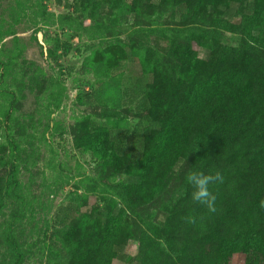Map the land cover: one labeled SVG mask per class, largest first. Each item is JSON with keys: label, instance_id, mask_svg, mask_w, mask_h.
<instances>
[{"label": "rangeland", "instance_id": "1", "mask_svg": "<svg viewBox=\"0 0 264 264\" xmlns=\"http://www.w3.org/2000/svg\"><path fill=\"white\" fill-rule=\"evenodd\" d=\"M104 1L89 0L75 10L72 0H0V264H89L86 243H98L106 229L93 214L104 201L119 203L128 215L117 216L126 259L109 264H148L159 252L165 261L184 262L177 252H193L197 241L201 249L197 228L186 225L176 251L164 234L185 203L193 214L202 207L192 200L186 175L210 173L202 168L205 156L211 158L222 142L225 155L212 159V172L219 171L224 182L210 185L217 208L235 191L237 161L255 131L247 130L245 120L246 136L239 137V127L223 132L220 122L204 115L192 137H181L178 163L163 125L155 129L151 120L166 119L171 90L183 100L194 92L189 102L195 112L219 80L238 73L235 81L248 84L255 61L264 75V0L140 3L125 19L119 12L132 0ZM126 44L135 52H114ZM104 56L114 63L109 66ZM209 73L215 78L208 79ZM149 83L161 90L153 106L140 111L141 89ZM178 97L169 105H178ZM263 108L248 109L246 118L258 114L259 123ZM128 147L148 158L157 152V161L135 162ZM133 168L144 180L135 179L128 190ZM158 174L162 192L154 181ZM69 203L76 205L78 225L55 224L59 207ZM170 239L176 248L182 243ZM217 260L264 264V251L234 248Z\"/></svg>", "mask_w": 264, "mask_h": 264}, {"label": "trees", "instance_id": "2", "mask_svg": "<svg viewBox=\"0 0 264 264\" xmlns=\"http://www.w3.org/2000/svg\"><path fill=\"white\" fill-rule=\"evenodd\" d=\"M72 1L74 9L80 10L89 0ZM164 1L132 0L126 5V8L124 7L120 10L119 14L125 19L129 13L131 14L137 10L138 4L140 3L153 5ZM109 2V0H106L101 4L106 6ZM222 8L227 16L231 15L232 11L230 9H226L224 6ZM131 48L132 46L130 44L122 47L116 46L114 47V52L116 51L118 54L125 53L127 57V49L132 53L135 52ZM109 57H112V54H109ZM103 59L107 60L109 66L114 63L107 56H104ZM114 60L117 62L116 59ZM256 63L259 64L258 61L252 63L249 71L251 73L253 72L255 77L248 84L243 83L241 85L240 83L242 82L235 81L240 76L238 73L234 76L231 75V78L227 80H219V83H217L213 90L207 96H203V103H200L195 112L192 109L194 103L189 102V98L194 92H187L188 97L183 100L178 97V92L169 91L168 96L173 95L174 100L171 103L177 101L175 99L178 97V105H169L171 103L168 100L169 104L165 103L167 105L164 113L166 119L162 121V116L161 118L155 116L151 120V127L155 124L156 129V125L162 124L166 130L165 135L168 136L166 139L167 145L170 148L171 155L174 154L176 163L182 159V155H180L178 150L181 137H192L195 134L192 128L195 126L196 130H199L196 124L204 115L210 120L220 122L223 132L231 130V127H239L240 132L235 135L239 137L246 136L243 134L244 126L241 125L244 120L246 121L247 130L255 129V131L253 136L250 135V143H252V146L248 147L246 145L243 148L242 156L240 155L237 161V178L234 184L235 191L229 190V195L226 197L227 201L223 202L222 209H218L216 206L217 211L215 213H209L206 207L202 206L196 214H193L188 210L187 203H185L184 213L181 212L177 215V218L169 219V225L165 232L166 235L164 234V242L172 251L178 250L181 244H183L184 241L181 238V232L185 230L187 224L196 227L198 233H200V240L202 242L201 249H199L197 241L196 249H191L193 252L176 253L179 261L185 259L184 262L177 263L171 259L165 261L161 256L162 253L159 252L160 254L156 255L155 258L146 259L148 264H155V261H157L156 264H217V259L221 255L225 252H230L234 248L245 251L247 254L250 251L254 253L264 251V208L260 206V201L264 199V119L257 123L258 114L257 116L253 114L246 118L248 109H259L264 106V75H259L257 71L258 67L255 66ZM115 64L117 65V63ZM154 73L159 74L157 71H154ZM207 78H215L214 73H209ZM155 85L156 83H149L142 87L143 95L137 103V109L140 111L153 106V99L158 97L159 90H161L154 87ZM163 99L166 101L167 93L164 96L162 94ZM238 118L242 120H238ZM117 131L119 132L117 134L126 136V133L122 134L123 131L121 129L118 128ZM160 132L162 133V129H160ZM183 142L185 141H181V143ZM213 147L217 153L214 152L211 158L206 155L202 166V168L210 171V173H213L212 171L216 167L212 159L218 160L220 155H225L221 152L224 148L223 142L220 146L221 148L218 145ZM115 152L118 153L117 156L123 154L120 143L115 144ZM128 154L135 162L147 161L154 163L157 161V152H154L152 154L153 156L148 158L144 155L145 153H139L131 147H128ZM137 178L140 181L144 180L142 174L134 172V168L131 169L125 180L128 190H131L132 187L137 185V181L135 180ZM154 181L157 185V191L162 192L164 187L159 174L154 176ZM185 184L187 185L188 183L185 181ZM187 196L186 193L180 202H185ZM75 210L76 205L74 203L60 206L59 211L55 215V224L65 226L71 222L73 227L74 225L77 226L78 224L75 223V220L78 216ZM93 214L100 215V221L106 229L97 235L96 240L98 243L95 242L93 246L91 243H86L85 251L87 253V262L89 264H109L112 259L124 261L126 259V254L124 253L125 242L121 237H117V234L122 232L120 227H118L120 224L118 223L117 216L119 217L120 214H124L128 217V215L125 214V211L119 206V203L105 201L96 208V212ZM189 215L196 218L194 224L188 223L184 219ZM86 217L85 214H82V218ZM71 232H74V229H71ZM170 238H173L174 241H182V243L179 244L176 242V248Z\"/></svg>", "mask_w": 264, "mask_h": 264}, {"label": "clouds", "instance_id": "3", "mask_svg": "<svg viewBox=\"0 0 264 264\" xmlns=\"http://www.w3.org/2000/svg\"><path fill=\"white\" fill-rule=\"evenodd\" d=\"M186 182L193 189L191 198L197 204L206 207L209 213H215L216 208V195L210 190V185L216 183H223V175L217 171L215 173H205L199 170H190L186 175ZM260 206L264 208V199L260 201ZM186 222L194 224L196 218L194 216H187L184 218Z\"/></svg>", "mask_w": 264, "mask_h": 264}, {"label": "water", "instance_id": "4", "mask_svg": "<svg viewBox=\"0 0 264 264\" xmlns=\"http://www.w3.org/2000/svg\"><path fill=\"white\" fill-rule=\"evenodd\" d=\"M41 36H42L41 33H39V38H40V39H41Z\"/></svg>", "mask_w": 264, "mask_h": 264}]
</instances>
